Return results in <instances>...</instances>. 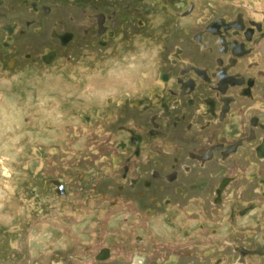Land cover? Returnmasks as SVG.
I'll return each mask as SVG.
<instances>
[{
	"label": "flooded vegetation",
	"instance_id": "obj_1",
	"mask_svg": "<svg viewBox=\"0 0 264 264\" xmlns=\"http://www.w3.org/2000/svg\"><path fill=\"white\" fill-rule=\"evenodd\" d=\"M65 1L70 9L81 7L79 0ZM121 1L96 9L87 3L83 17L73 11L67 17L83 25L90 46L101 49L111 46L117 33L110 23L124 10H148L186 23L155 46L148 58L156 70L107 77L118 87L125 82L124 90L107 99L137 97L129 113L142 125H117L123 137L115 147L122 156L113 157L114 171L101 175L110 189L141 196L133 198L150 217L151 227L133 241H172L183 237L177 232L182 226L187 241L202 242L196 258L187 252L184 258L190 260L183 262L178 254L157 250L161 256L154 258L155 264H264V0H207L231 13L207 21L198 11L205 0ZM57 4L64 6L60 0ZM137 23L143 25V20ZM63 26L64 19L54 17L53 7L42 0H0L5 47L15 33H27L24 27L34 33L47 27L49 39L68 51L77 31ZM120 46L114 43L106 53ZM57 56L58 48L47 46L37 60L50 63ZM106 116L113 119V110ZM120 116H126L124 111ZM158 139L162 148L156 152L151 146ZM146 144L149 153L144 154ZM49 183L59 193L67 190L58 178ZM68 241L73 244L70 235ZM112 254L110 246H102L93 261L105 264ZM146 258L137 255L131 264H146Z\"/></svg>",
	"mask_w": 264,
	"mask_h": 264
},
{
	"label": "rangeland",
	"instance_id": "obj_2",
	"mask_svg": "<svg viewBox=\"0 0 264 264\" xmlns=\"http://www.w3.org/2000/svg\"><path fill=\"white\" fill-rule=\"evenodd\" d=\"M58 1L42 0L53 7L54 17L64 19V28L77 31L68 51L49 39L47 27L39 33L24 27L27 33H15L8 47L2 45L0 34V264H97L93 255L105 245L113 251L105 264H131L141 254L147 257L146 264H155L154 258L161 256L157 250L178 254L185 262L186 253L194 255L202 242L187 241L188 233L179 226L183 237L138 245L133 236L151 227L150 217L135 204L141 196L110 189L101 175L114 171L113 157L122 156L115 147L123 137L117 125L126 122L142 129L129 113L137 97L113 96L109 101L107 96L124 90L125 82L118 87L107 77L156 70L148 58L155 46L186 23L148 10H124L110 23L117 33L111 46L101 49L89 45L83 25L68 19V12L83 17L87 3L96 9L124 2L79 0L81 7L70 9L65 0H60L62 7ZM205 1L198 8L204 20L231 14ZM139 18L143 25L137 23ZM112 43H122L121 51L106 53ZM47 46L57 47L58 56L42 63L37 55ZM109 109L113 119L106 116ZM123 111L125 117L120 116ZM160 142L151 146L156 152L162 148ZM53 178L67 190L59 193L49 183Z\"/></svg>",
	"mask_w": 264,
	"mask_h": 264
}]
</instances>
